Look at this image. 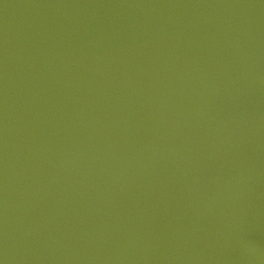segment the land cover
<instances>
[{
  "label": "water",
  "instance_id": "95a60500",
  "mask_svg": "<svg viewBox=\"0 0 264 264\" xmlns=\"http://www.w3.org/2000/svg\"><path fill=\"white\" fill-rule=\"evenodd\" d=\"M0 264H264V0H0Z\"/></svg>",
  "mask_w": 264,
  "mask_h": 264
}]
</instances>
